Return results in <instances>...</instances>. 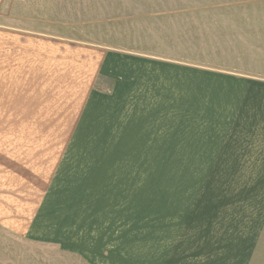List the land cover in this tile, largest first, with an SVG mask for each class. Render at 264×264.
Here are the masks:
<instances>
[{
  "label": "crops",
  "instance_id": "obj_1",
  "mask_svg": "<svg viewBox=\"0 0 264 264\" xmlns=\"http://www.w3.org/2000/svg\"><path fill=\"white\" fill-rule=\"evenodd\" d=\"M70 26L0 0V229L79 264H259L264 80Z\"/></svg>",
  "mask_w": 264,
  "mask_h": 264
},
{
  "label": "rangeland",
  "instance_id": "obj_2",
  "mask_svg": "<svg viewBox=\"0 0 264 264\" xmlns=\"http://www.w3.org/2000/svg\"><path fill=\"white\" fill-rule=\"evenodd\" d=\"M67 21L76 39L264 80V0H67ZM0 264L79 263L0 229Z\"/></svg>",
  "mask_w": 264,
  "mask_h": 264
}]
</instances>
